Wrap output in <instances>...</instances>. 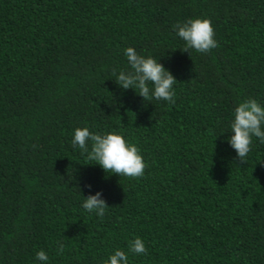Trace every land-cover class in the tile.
I'll return each mask as SVG.
<instances>
[{"label":"trees","instance_id":"1","mask_svg":"<svg viewBox=\"0 0 264 264\" xmlns=\"http://www.w3.org/2000/svg\"><path fill=\"white\" fill-rule=\"evenodd\" d=\"M197 17L214 28L207 53L174 31ZM128 47L173 74L175 104L118 87ZM249 99L264 104V0H0V264H39L41 249L103 264L117 248L130 264H264V143L244 163L227 143ZM85 126L123 133L144 175L81 154ZM98 191L103 218L81 207Z\"/></svg>","mask_w":264,"mask_h":264},{"label":"clouds","instance_id":"2","mask_svg":"<svg viewBox=\"0 0 264 264\" xmlns=\"http://www.w3.org/2000/svg\"><path fill=\"white\" fill-rule=\"evenodd\" d=\"M177 37L184 42L182 51L195 50L207 53L218 46L212 23L207 18H190L174 25ZM128 70H113L115 82L123 90L133 89L144 101H165L175 104V88L177 80L173 74L151 55L139 54L133 47L124 51ZM232 133L227 143L236 152L241 163L246 162L251 150L253 137L264 143V104L257 99L239 102L233 119L228 125ZM229 131H222L221 134ZM72 145L81 154L95 161L106 173L119 176L139 178L144 175L146 164L140 150L128 142L123 133L118 131L104 134L90 131L89 127H78L73 131ZM102 192L83 196L81 207L84 211L103 218L108 205L102 198ZM63 250L59 245L58 252ZM133 254L145 255L147 248L141 237H135L129 244ZM49 255L44 249L36 252L35 260L39 264H49ZM103 264H130L129 255L119 248L110 253Z\"/></svg>","mask_w":264,"mask_h":264}]
</instances>
